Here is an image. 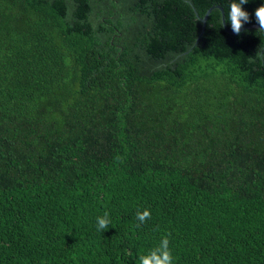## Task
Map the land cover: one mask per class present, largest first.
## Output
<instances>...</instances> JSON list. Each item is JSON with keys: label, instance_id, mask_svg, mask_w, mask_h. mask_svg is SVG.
<instances>
[{"label": "trees", "instance_id": "obj_1", "mask_svg": "<svg viewBox=\"0 0 264 264\" xmlns=\"http://www.w3.org/2000/svg\"><path fill=\"white\" fill-rule=\"evenodd\" d=\"M232 2L0 0V264L169 233L173 264H264V0L239 36Z\"/></svg>", "mask_w": 264, "mask_h": 264}, {"label": "clouds", "instance_id": "obj_2", "mask_svg": "<svg viewBox=\"0 0 264 264\" xmlns=\"http://www.w3.org/2000/svg\"><path fill=\"white\" fill-rule=\"evenodd\" d=\"M248 0H239V3L232 2L230 10L227 12V21L230 22L231 30L237 36L240 35L245 24L250 23L249 13L243 10L242 5L247 4ZM255 21L258 24L259 32H264V4L255 9ZM117 159H119L117 157ZM136 218L140 223L151 219V212L147 209L137 211ZM111 220L107 212L103 216L97 217V229L104 230L108 228ZM169 233L163 237L158 247L151 249L147 254L138 258L139 264H173V257L169 248Z\"/></svg>", "mask_w": 264, "mask_h": 264}, {"label": "water", "instance_id": "obj_3", "mask_svg": "<svg viewBox=\"0 0 264 264\" xmlns=\"http://www.w3.org/2000/svg\"><path fill=\"white\" fill-rule=\"evenodd\" d=\"M209 14L203 19V22L205 23L208 20ZM224 27H226L225 21L223 20ZM258 28V27H257Z\"/></svg>", "mask_w": 264, "mask_h": 264}]
</instances>
